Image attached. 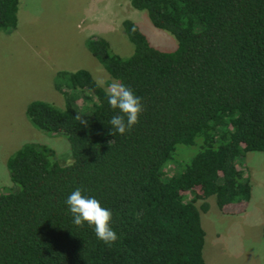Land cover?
Here are the masks:
<instances>
[{
	"label": "trees",
	"instance_id": "1",
	"mask_svg": "<svg viewBox=\"0 0 264 264\" xmlns=\"http://www.w3.org/2000/svg\"><path fill=\"white\" fill-rule=\"evenodd\" d=\"M130 6L171 34L175 50L155 49L130 19L121 22L129 56L100 36L84 45L111 79L142 98L139 122L111 135L119 110L109 106L105 86L86 69L56 73L64 106L35 99L25 114L36 128L68 138L73 164H59L38 143L6 159L15 188L0 192V264H205L199 214L208 198L218 210L249 200L242 161L264 152V0ZM17 8L18 0H0V32L16 27ZM196 141L197 153L167 177L176 147ZM78 187L112 211L119 239L111 248L87 223H73L65 201ZM261 231L264 238V223Z\"/></svg>",
	"mask_w": 264,
	"mask_h": 264
},
{
	"label": "rangeland",
	"instance_id": "2",
	"mask_svg": "<svg viewBox=\"0 0 264 264\" xmlns=\"http://www.w3.org/2000/svg\"><path fill=\"white\" fill-rule=\"evenodd\" d=\"M16 19L11 32H0V192H13L6 159L25 144L50 149L59 164L69 159L68 138L36 128L25 114L35 99L64 106L54 87L57 72L86 69L105 88L114 80L86 49L85 38L103 37L113 52L127 57L133 45L121 22L130 19L155 49L172 52L177 46L171 34L156 29L146 11L132 8L130 0H18ZM198 148V141L178 145L164 174H178ZM241 168L251 185L249 200L218 210L210 197L207 212L200 211L205 264H264V152H248Z\"/></svg>",
	"mask_w": 264,
	"mask_h": 264
},
{
	"label": "clouds",
	"instance_id": "3",
	"mask_svg": "<svg viewBox=\"0 0 264 264\" xmlns=\"http://www.w3.org/2000/svg\"><path fill=\"white\" fill-rule=\"evenodd\" d=\"M106 95L109 106L119 110V114L109 121L111 135H125L139 122V117L144 111L142 98L136 95L131 87L117 80L107 83ZM75 119L85 123L79 115H76ZM111 143L112 141H109L110 145ZM66 164L72 166V159H67ZM65 203L76 226L83 227L87 223L94 228L96 237L109 248L117 242L119 236L111 227L113 213L102 207L96 198L83 195L82 189L78 187L68 196Z\"/></svg>",
	"mask_w": 264,
	"mask_h": 264
}]
</instances>
